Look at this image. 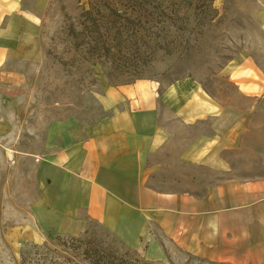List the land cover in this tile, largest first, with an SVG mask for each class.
I'll list each match as a JSON object with an SVG mask.
<instances>
[{"label": "rangeland", "instance_id": "rangeland-1", "mask_svg": "<svg viewBox=\"0 0 264 264\" xmlns=\"http://www.w3.org/2000/svg\"><path fill=\"white\" fill-rule=\"evenodd\" d=\"M151 1L143 8L128 0L49 1L41 57L21 64V88L6 96L0 111L9 124L0 137V264H91L94 257L88 253L98 248H107L108 255L137 254L155 264H225L166 244L158 260L146 245H130L90 220L78 232L66 230L61 218L45 226L51 218L45 216V185L38 170L49 132H59L62 123L70 129L92 127L107 117L111 110L102 102L117 83L145 80L159 98V122L169 136L148 159L151 187L201 194L212 183L264 177V0ZM112 7L120 15L109 17ZM86 10L93 15L86 16ZM123 14L140 20L138 36L157 38L161 45L131 50V60L117 58L121 67L110 71L114 65L97 59L89 44L97 36L92 24L99 20L106 34V28L123 22ZM242 65L256 68L261 78L243 75ZM237 82H256L259 97L240 91ZM201 97L215 100L222 113L192 125L173 116L170 108H184ZM230 130L235 141L228 149L207 142H221ZM194 157L196 162L189 161ZM208 159H222L225 168L199 162Z\"/></svg>", "mask_w": 264, "mask_h": 264}, {"label": "crops", "instance_id": "crops-1", "mask_svg": "<svg viewBox=\"0 0 264 264\" xmlns=\"http://www.w3.org/2000/svg\"><path fill=\"white\" fill-rule=\"evenodd\" d=\"M49 1L0 0V111L6 96L21 88V64L41 57L39 41ZM242 66L243 75L261 78L256 68ZM236 85L259 97L256 82ZM107 93L102 103L111 112L97 124L70 129L62 123L59 132H49L38 170L45 185V216L51 218L46 229L61 218L66 230L78 232L90 220L130 245H146L158 260L166 244L211 262L264 264V177L212 183L201 194L151 187L148 159L169 136L159 122L155 87L140 80L110 86ZM170 109L186 125L222 113L215 100L205 97ZM2 115L0 137L9 125ZM233 131L223 134L221 142H207L228 149L235 141ZM189 161L196 162L195 157ZM199 162L220 169L226 165L222 159Z\"/></svg>", "mask_w": 264, "mask_h": 264}, {"label": "trees", "instance_id": "trees-1", "mask_svg": "<svg viewBox=\"0 0 264 264\" xmlns=\"http://www.w3.org/2000/svg\"><path fill=\"white\" fill-rule=\"evenodd\" d=\"M132 1H136V3L139 1V3L142 4V8L147 3H152L151 0H128L129 4H131L130 2ZM109 10V17L113 15H120L121 13L119 10H114L113 7ZM85 15L91 17L93 15V11L86 10ZM122 17L123 22L120 23L119 26L113 25L111 28H106V34H103L101 30L102 24L99 20H94L92 24L93 30H91V32L97 33V36H93L89 44L94 49V52L98 53L96 55L97 59L104 58L105 61H109L112 65H114L111 67L110 71H117L121 67V65H116V62L118 61L117 58L121 59L124 57L127 60H131V50H137L142 45H151L152 43L154 46L159 48L161 45V42L158 41L157 38L151 37L150 39H146L145 35L138 36V28H136V25H138L137 23L141 25L139 22L140 20L135 22L136 20L128 14H123ZM129 31H131V34H128ZM125 68L130 69V67ZM121 73H123V71H121ZM131 73H138V70L136 69ZM122 84H130V82ZM119 85L120 84L117 83L112 86L116 87ZM101 253H103V255H101ZM108 253L111 252H109L107 248H98L93 250L92 253H88L90 255L89 257H94L91 264H155L149 260L139 257L137 254H130L129 252H114L111 255H108Z\"/></svg>", "mask_w": 264, "mask_h": 264}]
</instances>
